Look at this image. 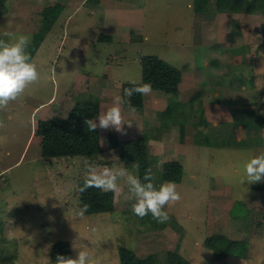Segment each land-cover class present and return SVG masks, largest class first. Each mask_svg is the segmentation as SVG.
<instances>
[{"label": "rangeland", "instance_id": "obj_1", "mask_svg": "<svg viewBox=\"0 0 264 264\" xmlns=\"http://www.w3.org/2000/svg\"><path fill=\"white\" fill-rule=\"evenodd\" d=\"M75 1L0 0V33L9 31L17 37L30 34L31 41L36 33L44 34L38 48L40 52L36 51L34 58L31 56L37 65L38 80L29 84L16 100L9 102L6 110L0 111V119L5 123V127H0V221L4 222L5 228V235L0 236V264H55L56 260L51 259V249L53 243L60 239L70 241L73 258L79 247L87 246L97 264H121V245L132 248L141 257L154 254L159 264H168L170 251L184 256L187 264H264V191L257 190L256 185L240 183L245 176L244 165L250 160V153L244 145L264 141V123L259 117L264 114V53L260 46V39L264 40V9L254 8L252 10L257 11L245 13L242 8L243 12L230 15L234 23H228V29L231 27L234 32V26L241 25V32L231 46H241L242 53H245L242 56L238 49L223 51L224 62L232 60L234 63L226 65V72L220 76L213 74L212 66L197 68L195 71L204 79L203 89L197 96L181 101L180 98L186 99L189 94L186 89L181 90L183 93L180 92L179 100L174 99L170 110L162 113L157 108L159 100L154 97V92L158 97L166 93L152 88L149 95L143 96L144 106L135 107V114L123 112L126 120L133 121L131 128L125 125L126 135L111 129H98L100 155L43 158L42 137L36 134L40 119L65 118L80 99L98 102L102 114L110 107L108 102L113 98L106 97V92L102 95L105 90L103 80L91 89L84 84L76 89V82L67 85V78L74 77L76 72L74 59L80 63L78 69L81 72L89 69L92 74L98 72L103 75V71L92 70L93 64L81 54L85 46L79 42L96 43L98 39L91 34L86 40L80 37L95 21L87 16L82 3L76 4ZM126 1L142 7L134 18L142 24L139 26L138 23V27L144 31V36L149 37L145 40L146 45L135 44L132 47L134 51L122 50L126 58L133 52L161 55L158 50L160 44L164 45L168 38L173 40L193 35L201 22L195 19L194 9L188 6V0ZM248 2L253 3L254 0ZM56 4L64 8L56 20L50 22L43 16L44 9ZM224 12L231 13L218 8V12L210 9L206 15V20L209 18L210 23L215 24L218 40L225 32ZM79 31V36H76ZM42 46L46 51L41 50ZM27 51L30 53V44ZM110 51L108 53L115 50ZM201 57L196 56V59ZM124 60L121 58L114 63L120 71L115 78L141 82L140 60ZM56 63L60 64L57 66ZM97 63L102 64L99 70H103L104 62ZM180 69L185 78L189 68ZM101 75H98L99 79ZM251 83L252 89L249 87ZM239 86H245L246 94L241 93V98H231L235 102L221 96L223 89ZM245 88L236 92H244ZM110 91L119 95L113 88ZM209 100H217L220 108H227L228 115L219 119L223 113L220 111L216 119L207 122L200 109L202 103L204 106ZM199 118L205 127L198 134L203 139L201 145L196 144L198 160L191 163L192 149L184 154L187 146L182 145L181 149L179 141L165 147L181 149L183 153L178 158L195 172L192 176L187 167L182 181L175 182L181 200L165 206L170 215L167 223H157L151 214L142 219L134 215L131 205L135 200L129 198L123 179L118 181L120 191L112 192L111 201L90 205L83 219H71L72 213L82 206L79 180L86 177L90 165L113 168L123 164L130 174L138 177L136 163H127L120 158L118 144L121 140L153 134L159 137L161 147L163 143L160 141L165 135L179 131L187 120L193 119V123H197ZM194 127L199 129L196 124ZM156 146L151 140L147 143L150 167L159 186L165 180L159 174L161 156L153 153ZM221 177L228 183H225L226 187L220 182ZM220 236L245 241V257L224 255L207 246V238ZM74 243L77 245L75 249Z\"/></svg>", "mask_w": 264, "mask_h": 264}, {"label": "crops", "instance_id": "obj_2", "mask_svg": "<svg viewBox=\"0 0 264 264\" xmlns=\"http://www.w3.org/2000/svg\"><path fill=\"white\" fill-rule=\"evenodd\" d=\"M248 1L249 0H246L245 6L243 7L245 13H251L259 9L261 10L264 9V7H262V8H255L257 10H252V8L248 6L249 4H251V2H248ZM254 2L256 1L254 0ZM74 3L76 4L82 3V6H84L82 8L85 9L87 16L90 19L95 21V22L92 21L93 25H90V30L83 31L80 37L86 40L88 38V35L91 34V35H95L98 39L96 43H93L90 41L88 43L83 44V42H79L80 44L85 46L83 51H81V54L84 56V59H86V61L88 60L89 62L93 64L92 70L96 69L98 71H103L102 73L104 76L98 72L95 74H92V71L89 69L87 71L81 72V70L78 69L80 63H78V61L74 59V61L76 62V72H74L73 74L74 77H70L69 79L67 78L68 80L67 85L73 82H76L78 86L76 89H79L81 85L83 84L84 86H89L91 89L92 87L96 86V83L98 82L100 83L103 80L102 84H104L105 90L103 91L104 93L102 95H105L106 93H108L106 94V97L108 98L114 97L115 95L112 94V92L110 91V89L112 88L113 90H115L114 91L115 94L118 92L119 95H122V80H125V79L115 78L117 72H120V71L117 70L118 66H114L115 65L114 63L121 60V58L125 59L124 61L129 60V59H136V60H140L141 62L142 57L145 56L146 54L147 55L158 54V53H146V54L139 53L138 55L135 52H133L131 54L129 53L130 55L128 54L127 55L128 58H126V55L121 53L122 50L125 52L134 51L132 47L135 44L140 43L141 46L147 44L145 40L146 39L148 40L149 37H147V35L144 36V31L140 30L138 27V23H139L138 20L134 18V15L136 14V12H138L137 10H141L142 7H139L138 4L137 5L130 4L126 0H76ZM188 6L189 7L191 6L194 9L195 19L201 20L199 27L194 31L193 35H187L185 37L177 38L173 40H169L168 38V41H166L164 45L160 44L161 46L160 48H158L159 52H161V55H157L158 57L168 61L169 63H171L172 65L176 66L179 69L180 67L189 68L188 70L189 73H187V76L185 78L182 74V80H180L181 82H179V91L177 93L166 92L160 89H153V90H158V91H162L166 93L165 95L158 97V93L154 92V97L159 100L158 102L159 107L157 108L159 110H162L161 111L162 113L170 110L174 99L176 100L177 98L179 100V94L183 93L181 90L186 89L187 91H189L188 97L186 99L180 98L181 101H185L187 99L193 98L194 96H197V94L200 91H202L203 89L202 84L204 83V79L201 78L195 71L197 70V68H202L203 66H206V67L212 66L213 74L216 76H220L221 74L226 72V68H225L226 65H230L231 63H234L232 60H229V61L225 60L224 62L223 60L224 54L227 51L230 52L232 51V49H238L239 50L238 53H241L242 56L245 53V51H243L242 53L241 46L239 47L231 46V44L232 45L235 44L236 35L241 32V28H240L241 25L238 27L234 26L235 27L234 32L231 27L229 29L226 27L228 23L232 24L233 22V20L230 19V15L241 13L243 12L241 11L242 9L231 10V13L229 12L223 13L226 15V18H225L226 22L224 23V21L221 19H219V21L224 23L225 32L223 33L222 39L218 40L216 32H215V24L210 23L209 18L207 19L208 22L206 20V15L207 13L209 14L210 9L214 10L215 12H218V8H220L218 6V0H188ZM196 10L199 12H197ZM221 10L230 11V10H226L222 8ZM133 22L135 23V27H134ZM141 25L142 24L139 23V26ZM106 29H108V31ZM210 30H212L211 33H210ZM76 34H77L76 36H79L80 31L76 32ZM229 36H231L232 38L229 39L228 38ZM263 41L262 39H260V46ZM211 43H213L214 45ZM218 45H223V46H218ZM41 50L46 51L45 47L43 46L41 47ZM79 50L81 49L79 48ZM110 50H115V51L112 53H108ZM37 51L40 52V49H38ZM90 51H92V53H89ZM223 51H225V53ZM77 52L78 51H76V54ZM34 55L32 56L33 58H34ZM199 55H201L202 57L196 59V56H199ZM35 58H37V56ZM98 61L104 62L103 70H99L102 64L97 63ZM241 63L242 62H240L239 64ZM57 64H60V63H56V65ZM250 65H251V62H250ZM81 66L82 65H80V67ZM99 74L102 76L101 79H99L98 77ZM141 74H142V62H141ZM191 77L195 78V80L188 81L190 79H193ZM248 79H249V76L247 75L246 80ZM125 81H128V80H125ZM120 86H121V89H120ZM114 87H119V89L118 88L115 89ZM249 87L252 89V83L249 84ZM242 88H245V86H241V87L239 86L236 89H223L221 92V96L223 98L229 99V101L235 102L231 98H235V97L241 98V93L244 95L246 94L245 93L246 88L244 89V92H240V93L236 92V91H240ZM216 92L217 90L215 91V93ZM232 94L234 95L231 96ZM159 95H161V93H159ZM108 103L111 106L112 100L109 101ZM218 103L219 102L217 100H209L204 104V106L202 103L200 111L203 113V115L207 119V122L209 119H212V118L216 119L219 116L218 113L220 111H222L223 113L220 115L219 119L222 116L228 115L229 111L227 110V108L225 110H224V107L220 108V105ZM208 105H209V108H208ZM251 105L253 106V104ZM142 106H144V103ZM134 107H138V106H134ZM126 108H127L126 106L123 107V112L127 113ZM259 117L264 123V114L261 113ZM187 121H188V124L186 123ZM187 121L182 126V128L179 129V131H172V133H169V135H165L164 140L162 138L160 141L163 143L161 147H159V144H158L159 137H155L152 134L149 136L150 138L148 139V143L151 140L155 142V145H157L156 147H153V153L158 154L157 156H161V161H159V164H162V166L159 165L158 168L162 169L166 161H178L183 166L182 179L184 175V170H186L187 167L190 170L192 176L195 173L194 170L193 171L191 170L190 165L187 166L184 160H181L178 158V156L183 153L181 151L182 145L187 146V150L185 151L184 154H188L189 150L192 149L191 155L193 156L190 158L191 163L198 160L200 157L195 156V155H198V151H197L198 146L196 147V144L201 145L200 141L203 140L200 138L198 134L201 133L200 131H202V128L205 127L203 126V120L201 118L198 119L197 123H193V119H190ZM193 124L194 126L196 124L199 129H196L193 126ZM239 139H241V137H239ZM176 141H179L181 144L180 150L173 148L172 146L169 147L172 151L169 150L168 148L167 149L165 148L166 146H169L170 144ZM244 147L247 150V152L250 153L249 159H251L254 156L264 154V141L256 145H253V144H249L248 146L244 145ZM187 157H186V160H187ZM244 173H245V168H244ZM209 176H208L209 180H212ZM222 179L223 177L220 178V182L222 181ZM165 182H168V181H165ZM222 182H223L224 187H226V184L228 183L226 181L225 182L222 181ZM161 183H163V181H161ZM204 185L207 186L208 182L205 181ZM250 185H256L255 187L257 188V190L260 189L259 188L260 182L253 183ZM217 186L218 185L216 184L215 187ZM222 187L221 189H223ZM251 193L252 192H250L249 194Z\"/></svg>", "mask_w": 264, "mask_h": 264}, {"label": "trees", "instance_id": "obj_3", "mask_svg": "<svg viewBox=\"0 0 264 264\" xmlns=\"http://www.w3.org/2000/svg\"><path fill=\"white\" fill-rule=\"evenodd\" d=\"M258 1V0H257ZM218 6L226 10H239L245 6L244 0H218ZM250 8L264 7V0L253 2L248 5ZM61 4L47 6L43 16L50 22H54L60 15ZM56 13V14H54ZM44 39L43 33H36L30 43V55L33 56L38 50L41 41ZM264 53V41L261 44ZM142 80L150 82L153 89H160L166 92L177 93L178 84L181 80V70L168 61L157 55H145L142 57ZM132 87L130 81L122 83V94L125 88ZM143 96L137 94L132 97L133 106H142ZM100 114L99 103L92 100H79L75 103L69 115L65 118L52 117L50 119H40L38 121L36 134L41 136V154L43 158L53 157H92L101 153V142L99 130L88 132L83 123L85 117L95 119ZM149 136L142 135L127 140H121L118 144L120 158L127 163H136L138 178L143 181L147 169H151L147 150ZM152 171V169H151ZM153 173V172H152ZM162 180L180 182L183 174V166L178 161H166L163 168L159 170ZM85 178L79 180V187ZM156 182V180H155ZM260 189L264 191V180L260 182ZM80 194L82 205H94L111 201L112 192H105L96 188H89ZM4 222L0 221V236L4 234ZM5 235V234H4ZM9 239V238H8ZM10 241V240H9ZM207 246L213 250H218L224 255H236L245 257L247 243L243 240H230L225 236L209 237L206 240ZM73 257L71 243L69 240L60 239L53 243L51 249V259L56 260L57 255ZM121 264H159L154 254L145 257L138 256L132 248L121 245L119 247ZM188 260L175 251L168 252V264H187Z\"/></svg>", "mask_w": 264, "mask_h": 264}, {"label": "clouds", "instance_id": "obj_4", "mask_svg": "<svg viewBox=\"0 0 264 264\" xmlns=\"http://www.w3.org/2000/svg\"><path fill=\"white\" fill-rule=\"evenodd\" d=\"M30 43V34H21L17 37L9 31L0 33V111L6 110L9 102L16 100L29 84L36 82L39 78L37 65L27 51ZM130 84L132 87L125 88L122 95H115L112 98L111 106L102 114L95 119L84 118L83 123L88 132L111 129L121 135L127 134L125 125L131 128L133 121L125 119L123 107H127L129 114H135L136 108L132 104V97L137 94L146 96L152 92L150 82L141 83L133 80ZM0 127H5L2 119H0ZM121 179L128 187L129 198L135 200L131 205L134 215L142 219L151 214L152 218L160 224L170 220L165 206L179 202L181 195L173 181L157 186L151 169L146 170L142 181L130 174L123 164L113 168L92 164L87 168V175L79 191L83 193L89 188H96L105 192L118 193L120 191L118 181ZM262 180H264V154L254 156L246 163L245 176L240 183L253 184ZM89 207L90 205L84 203L72 213L71 219H83ZM76 247L74 243L73 248ZM55 264H97V262L93 259L89 248L82 246L78 248L75 258L58 254Z\"/></svg>", "mask_w": 264, "mask_h": 264}]
</instances>
